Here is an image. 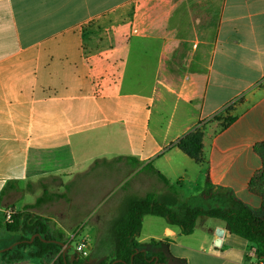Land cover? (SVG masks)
<instances>
[{
    "label": "crops",
    "instance_id": "crops-1",
    "mask_svg": "<svg viewBox=\"0 0 264 264\" xmlns=\"http://www.w3.org/2000/svg\"><path fill=\"white\" fill-rule=\"evenodd\" d=\"M196 128L204 163L177 146ZM51 180L66 199L101 180L87 209L150 192L260 209L264 0H0V212L35 205ZM149 216L139 242L179 249L169 264H264L222 221L197 237L206 217L190 235L162 218V237L143 238Z\"/></svg>",
    "mask_w": 264,
    "mask_h": 264
},
{
    "label": "trees",
    "instance_id": "trees-1",
    "mask_svg": "<svg viewBox=\"0 0 264 264\" xmlns=\"http://www.w3.org/2000/svg\"><path fill=\"white\" fill-rule=\"evenodd\" d=\"M232 121L233 119L228 120L227 125ZM203 137L202 129L196 128L181 138L177 146L197 163H204ZM134 161L139 162L137 159ZM149 168L154 170L152 165ZM154 171L159 178L167 182L162 174L157 170ZM254 183L255 180L252 181V184ZM46 194L48 193L44 195ZM42 198H39L35 205H25L21 210L15 211L12 222L5 223L7 231L20 232L22 237L2 254L12 252L14 260H22L26 257L23 249L33 246L36 252L32 253L31 257L42 258L59 251L60 254L53 264H94L88 259L73 256L67 248L62 250L65 244L48 234L46 223L31 211ZM148 215L165 219L169 225L178 227L184 235L194 232L197 220L201 217L220 220L229 234L248 241L255 248L257 259L264 263V200L259 210L239 200H234L230 206L215 208L193 207L180 202L178 210H175L155 193L150 192L143 197H134L128 201L122 214L113 223V257L109 262L102 260L99 264H169V258L165 254H148L139 242L143 220ZM157 244L169 247L163 241ZM67 247L69 248V245Z\"/></svg>",
    "mask_w": 264,
    "mask_h": 264
},
{
    "label": "rangeland",
    "instance_id": "rangeland-1",
    "mask_svg": "<svg viewBox=\"0 0 264 264\" xmlns=\"http://www.w3.org/2000/svg\"><path fill=\"white\" fill-rule=\"evenodd\" d=\"M100 181H88L81 192V198L68 197L64 198L62 190L58 187V182L51 180L46 182L48 187V194L44 195L42 200L31 211L36 215H39L44 223L47 225L48 234L54 238L59 239L65 245L62 250H67L73 255L78 256L81 259H88L94 264H99L100 261H108L113 257V238L112 227L114 221L122 214L124 209H102L101 207H107L114 198H110L106 203L97 205V209L89 208V201H86L84 195L88 191L93 190ZM128 185V184H127ZM126 184L121 187L117 195H123V191L127 189ZM118 195V196H119ZM79 196V192H78ZM67 197V196H66ZM105 200V197H103ZM102 199V200H103ZM88 200V199H87ZM76 203V204H75ZM71 205V206H70ZM76 205V206H75ZM223 204L216 203L211 207L205 206V208L223 207ZM74 207V208H73ZM76 208V209H75ZM101 208V209H100ZM178 210V208H174ZM259 210V209H255ZM0 212V264H53L57 259L60 252H52L45 255L42 258L31 257L32 253L36 252V248L33 246L23 249V253L26 256L22 260H14L13 253H5L15 243L19 242L22 237L20 232H9L5 229V214ZM154 221L160 224L158 228L154 230L148 229V221ZM221 222L212 218H201L196 230V235L203 234L205 224H211L214 222ZM164 220L159 217L149 216L146 218L142 237L147 238L148 234H153L158 238L162 237V228ZM32 239V238H31ZM87 239L91 245V251L87 256H82L77 250L76 245L79 241ZM158 239H147L144 242V250L148 254L163 253L169 259L172 255L179 252L177 248H168L164 244H157ZM69 245V248L67 247ZM67 248V249H66ZM257 256V255H256ZM173 264H185L184 262H175Z\"/></svg>",
    "mask_w": 264,
    "mask_h": 264
},
{
    "label": "built area",
    "instance_id": "built-area-1",
    "mask_svg": "<svg viewBox=\"0 0 264 264\" xmlns=\"http://www.w3.org/2000/svg\"><path fill=\"white\" fill-rule=\"evenodd\" d=\"M14 213H15V210L13 208L5 209L4 214H5L6 222H12ZM76 250L82 256H87L91 251V245L87 239H83L77 243ZM255 252H256L255 248H252V255L256 256Z\"/></svg>",
    "mask_w": 264,
    "mask_h": 264
},
{
    "label": "water",
    "instance_id": "water-1",
    "mask_svg": "<svg viewBox=\"0 0 264 264\" xmlns=\"http://www.w3.org/2000/svg\"><path fill=\"white\" fill-rule=\"evenodd\" d=\"M34 239V237H32V239L31 240H33ZM256 257H258V256H256Z\"/></svg>",
    "mask_w": 264,
    "mask_h": 264
}]
</instances>
